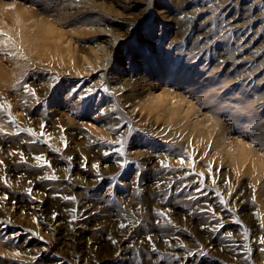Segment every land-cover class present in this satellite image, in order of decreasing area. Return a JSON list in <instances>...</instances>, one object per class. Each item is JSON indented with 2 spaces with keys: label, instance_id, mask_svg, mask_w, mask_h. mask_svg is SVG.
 <instances>
[{
  "label": "rangeland",
  "instance_id": "374dc122",
  "mask_svg": "<svg viewBox=\"0 0 264 264\" xmlns=\"http://www.w3.org/2000/svg\"><path fill=\"white\" fill-rule=\"evenodd\" d=\"M0 106V264H264V0H0Z\"/></svg>",
  "mask_w": 264,
  "mask_h": 264
},
{
  "label": "bare ground",
  "instance_id": "6f19581e",
  "mask_svg": "<svg viewBox=\"0 0 264 264\" xmlns=\"http://www.w3.org/2000/svg\"><path fill=\"white\" fill-rule=\"evenodd\" d=\"M152 99L155 100V101H152L153 104L159 103L160 98L153 96ZM247 112H250V111L248 110ZM179 115H181L182 120H184L185 118L186 119L189 118L188 113L183 114V111L182 112L179 111ZM219 116H221V115L219 114ZM233 118H237V117L233 116ZM246 120L250 123V125H252L255 122V119L252 118V120H251L250 117L247 118ZM238 122H240V120L235 121V123H238ZM186 127H189L191 129L195 128L196 132H194V133H199L201 131L202 133L206 134L207 137L210 138L209 143L211 142V138H213L215 136V133L217 136L215 137L216 139L214 138L215 139L214 143L220 144L219 141L222 140L220 137L222 133H219L216 131V128L214 127L213 123L207 124L206 122H203V121L191 123V122L187 121L186 123H184L183 129L187 130ZM262 127H263V124H258L257 126L253 125V127L249 126V128H251L252 136L254 138L261 137V138H259V141H261V145L264 146V128H262ZM246 128H248V127H246ZM238 144L239 143H236V145H238ZM228 148L229 147L226 148V153H227V155L231 156L233 164L236 165L237 167H241V166L244 167L247 163L249 165L262 166L261 165L262 161L260 160L261 157H255L254 158V155H252L251 152L245 150L243 147H240V144L238 145V147H236L233 150L228 151L230 149V148L229 149ZM248 208H249V206L246 205V203H242L241 211L247 210Z\"/></svg>",
  "mask_w": 264,
  "mask_h": 264
},
{
  "label": "snow or ice",
  "instance_id": "6c2138e0",
  "mask_svg": "<svg viewBox=\"0 0 264 264\" xmlns=\"http://www.w3.org/2000/svg\"><path fill=\"white\" fill-rule=\"evenodd\" d=\"M25 87H26V89H27V86L25 85ZM29 92H30V94H32V95H35V93H34V91H32L31 89H27ZM0 107H2V106H0ZM10 123H14V121H10ZM42 127H43V125H42ZM37 160H39V159H41V157H39V156H37V157H35ZM0 163H2V162H0ZM51 178H53V179H55V177H51ZM198 191L200 190L199 188L197 189ZM74 199V198H73ZM124 225H121V227H123ZM229 235H231V234H229ZM151 238L149 237V240H150ZM261 242L262 243H264V239H262L261 240ZM113 243H115V241H113Z\"/></svg>",
  "mask_w": 264,
  "mask_h": 264
}]
</instances>
